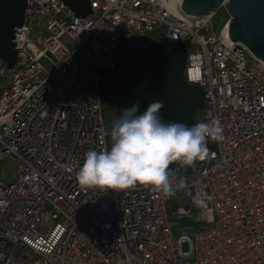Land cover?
<instances>
[{
  "label": "built area",
  "instance_id": "1",
  "mask_svg": "<svg viewBox=\"0 0 264 264\" xmlns=\"http://www.w3.org/2000/svg\"><path fill=\"white\" fill-rule=\"evenodd\" d=\"M91 2L79 17L27 0L16 28L0 86V264H264V61L229 37V17L215 29V12L193 18L182 0ZM185 39L186 80L205 92L196 120H219L224 139L192 172L177 162L171 196L82 188L85 153L111 147L120 43Z\"/></svg>",
  "mask_w": 264,
  "mask_h": 264
},
{
  "label": "water",
  "instance_id": "2",
  "mask_svg": "<svg viewBox=\"0 0 264 264\" xmlns=\"http://www.w3.org/2000/svg\"><path fill=\"white\" fill-rule=\"evenodd\" d=\"M63 1L79 17L93 12L91 0ZM223 6L230 15L229 37L264 61V0H182L186 15L196 19L206 18ZM26 8L27 0H0V60L7 69H13L18 60L14 37L24 22ZM120 45L124 104L130 108L138 103V114H142L150 103L160 100L164 103L160 113L164 121L198 124L196 112L204 106L205 92L185 77L190 39L150 43L145 48L132 47L126 40ZM200 162L189 166L188 172ZM176 164L170 166L174 172Z\"/></svg>",
  "mask_w": 264,
  "mask_h": 264
},
{
  "label": "clouds",
  "instance_id": "3",
  "mask_svg": "<svg viewBox=\"0 0 264 264\" xmlns=\"http://www.w3.org/2000/svg\"><path fill=\"white\" fill-rule=\"evenodd\" d=\"M138 108L137 103L123 110L110 132L106 130L110 149L85 153L76 175L82 188L125 190L139 184L171 196L183 181L173 183L175 172L170 166L177 162L194 166L208 157L209 140L224 139L219 120L192 126L164 121L160 115L164 103L160 100L150 103L142 114Z\"/></svg>",
  "mask_w": 264,
  "mask_h": 264
},
{
  "label": "rangeland",
  "instance_id": "4",
  "mask_svg": "<svg viewBox=\"0 0 264 264\" xmlns=\"http://www.w3.org/2000/svg\"><path fill=\"white\" fill-rule=\"evenodd\" d=\"M230 18V15L228 14L227 10L225 9V7H221L217 12H216V17L214 19V26L215 29H220L223 26V21L226 20L227 18ZM72 46V44L70 45ZM3 68H4V64H1L0 62V86L1 84L5 83V77H4V72H3ZM125 89V86L122 82V84L120 83L115 91L114 94V102L116 104L119 105H123L122 103H124L123 101L126 99V97L122 94V91ZM126 107L128 108V106L126 105ZM198 115V113L196 114V116ZM107 118L110 121V123H113L114 116L109 115V113L107 114ZM4 171L6 173V177L7 180L10 179L12 177L13 174V164L12 162H6L3 166ZM194 224V222L192 220H181L180 221V225L181 226H188V225H192Z\"/></svg>",
  "mask_w": 264,
  "mask_h": 264
},
{
  "label": "trees",
  "instance_id": "5",
  "mask_svg": "<svg viewBox=\"0 0 264 264\" xmlns=\"http://www.w3.org/2000/svg\"><path fill=\"white\" fill-rule=\"evenodd\" d=\"M1 62L3 64H5V62H3V61H1ZM1 91H2V89L0 87V93H1ZM112 92H113L112 90L109 92L110 93L109 97L105 100L104 104H105V107L109 110L110 115L114 116V119L116 120L121 115L123 110L127 109V107L125 106L124 103H122L123 105L116 104L114 102V98L112 97V94H111Z\"/></svg>",
  "mask_w": 264,
  "mask_h": 264
},
{
  "label": "bare ground",
  "instance_id": "6",
  "mask_svg": "<svg viewBox=\"0 0 264 264\" xmlns=\"http://www.w3.org/2000/svg\"><path fill=\"white\" fill-rule=\"evenodd\" d=\"M174 1V0H173ZM175 1H178V2H180V0H175Z\"/></svg>",
  "mask_w": 264,
  "mask_h": 264
}]
</instances>
